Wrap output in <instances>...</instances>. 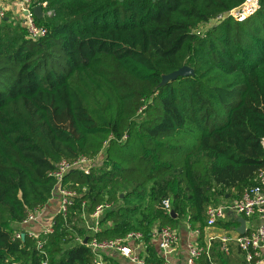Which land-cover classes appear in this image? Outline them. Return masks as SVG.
<instances>
[{
    "label": "trees",
    "instance_id": "obj_1",
    "mask_svg": "<svg viewBox=\"0 0 264 264\" xmlns=\"http://www.w3.org/2000/svg\"><path fill=\"white\" fill-rule=\"evenodd\" d=\"M243 1L34 0L47 3L37 40L0 20V264L46 259L23 221L53 197L58 163L80 157L94 165L63 180L77 196L44 242L50 264H125L90 242L132 231L142 258L161 264L152 233L182 218L207 244L208 207L264 169V0L198 31ZM183 66L193 73L164 80ZM103 202L112 207L93 232ZM231 245L237 258L213 239L198 264H248Z\"/></svg>",
    "mask_w": 264,
    "mask_h": 264
},
{
    "label": "built area",
    "instance_id": "obj_2",
    "mask_svg": "<svg viewBox=\"0 0 264 264\" xmlns=\"http://www.w3.org/2000/svg\"><path fill=\"white\" fill-rule=\"evenodd\" d=\"M47 3L41 4L43 9ZM34 0H15V10L21 16V22L26 28L27 37L37 40L44 37L48 33V29L44 25H40L37 21L34 12ZM259 8V0H244L240 5L230 9L229 11L218 15L212 19L205 27L200 28L198 31H204V28L210 27L211 24H216L226 18H233L235 20H243L254 14ZM45 13H43L44 17ZM0 17L5 19L4 11H0ZM264 149V137L261 140ZM94 165L93 161L80 157L76 160H61L57 168L51 173L57 180L56 190L53 192L58 193L59 196V209L58 213L66 216L70 206L74 204L73 198L77 196L76 192L63 187L62 183L67 175L72 170L85 169L87 173L90 172V167ZM255 183L247 188L243 194L227 203H219L217 205H210L207 209V227H213L219 220L226 217L228 212H235L242 215L244 218L257 220L258 223L255 227L250 228L245 234H237L235 236L220 235L211 237L213 239H220L222 249L225 253H229L230 243L234 242L244 252L245 261L248 264H258L264 260V169H260L254 179ZM163 208L167 212L172 211L171 199L166 198L163 200ZM44 207L40 206L28 213L27 218L23 221V225L27 228L28 235L35 239L37 247L45 254L46 259L41 264H50L47 254L43 251V246L46 238L54 231L55 215L47 223L41 226L40 229H32L35 224L42 223L40 218L44 213ZM112 207L111 202H103L97 205L95 211L91 214V218L96 222L88 224V228L97 232L99 230L98 220L101 215ZM199 233L198 230H195ZM153 237L159 238V245L162 252L163 262L161 264H170L168 256L172 250L179 243L180 236L177 230L171 226H164L159 230L153 231ZM17 236H25V233H18ZM143 233L140 231H132L123 237H116L112 239L98 240L93 238L90 246L93 251L101 259V253L105 251H112L127 257L130 261L138 264H157L147 263L144 259L139 257L133 250L131 243L143 239ZM79 241H82L78 238ZM211 241L206 245L200 244L198 241H190L188 243V256L186 264H198V260L204 255H209Z\"/></svg>",
    "mask_w": 264,
    "mask_h": 264
},
{
    "label": "crops",
    "instance_id": "obj_3",
    "mask_svg": "<svg viewBox=\"0 0 264 264\" xmlns=\"http://www.w3.org/2000/svg\"><path fill=\"white\" fill-rule=\"evenodd\" d=\"M15 9H16L15 0H0V11H4L5 13V19H2L0 17V20H5L8 22H11L13 25H17V26L21 25L23 27L24 25L21 22V16L18 15L17 10ZM234 199L223 201L221 203L231 202ZM58 209H59V196H58V193H55V195L49 200V202L44 207V213L42 215V220H40L42 223H40V225L35 224L34 227H32V229H36V228L40 229L42 225L47 223L52 217H54L58 213ZM241 217L243 216L238 213L228 212L226 217L222 220L224 221V223L235 222V224H233L231 228L230 227L224 228L217 224L213 227H207L205 230L203 242L209 243L211 241V237H213L214 235L215 236H220V235L235 236L237 234H240L238 232V229L241 227V224H242L240 220ZM245 220H246L245 233L248 230H250V228L255 227L258 223L257 220H253V219L245 218ZM176 230L180 236L179 243L169 254L168 259H169L170 264H186V258L188 256V243L190 241L200 242L199 233H197L195 230H193L190 227L188 223V218H182L180 220L179 225L176 227ZM153 243H154V247L158 255L162 257V252H161L160 245H159L160 243L159 238L153 237ZM131 245L133 246L134 252L139 257L142 258L143 257L142 255L146 248L145 244L143 242L135 241L131 243ZM230 251H232L235 257L236 255L238 256L239 252L237 248L234 247L233 245H231ZM110 253L118 256L120 259L124 261L123 263L125 264H138V263H134L130 261L127 257H124L119 253L112 252V251H110ZM258 264H264V260Z\"/></svg>",
    "mask_w": 264,
    "mask_h": 264
},
{
    "label": "water",
    "instance_id": "obj_4",
    "mask_svg": "<svg viewBox=\"0 0 264 264\" xmlns=\"http://www.w3.org/2000/svg\"><path fill=\"white\" fill-rule=\"evenodd\" d=\"M34 12H35L36 17H37L38 19L43 18L42 15H43V13H44V9H43V7H42L41 4H38V5H36V6L34 7ZM192 73H193V69H191V68L188 67V66H183V67H181L180 69L175 70V71H173L172 73L166 75V76L164 77V80H165V81L174 80V79L178 78L179 76H187V75H190V74H192ZM171 212H172V214L174 213L173 210H172ZM240 220H241V223H242V224H241V227L238 229V232H239L240 234H244V233H245V223H246V220H245L244 217H241ZM23 237H25V236H23ZM87 241H88V238L85 239L84 243H87Z\"/></svg>",
    "mask_w": 264,
    "mask_h": 264
},
{
    "label": "rangeland",
    "instance_id": "obj_5",
    "mask_svg": "<svg viewBox=\"0 0 264 264\" xmlns=\"http://www.w3.org/2000/svg\"><path fill=\"white\" fill-rule=\"evenodd\" d=\"M103 161V154L100 155L99 159H97V163H101ZM42 220V218H40Z\"/></svg>",
    "mask_w": 264,
    "mask_h": 264
}]
</instances>
